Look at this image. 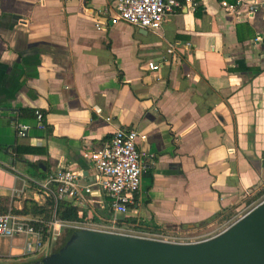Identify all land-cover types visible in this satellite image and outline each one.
<instances>
[{
    "label": "crops",
    "instance_id": "0c3cea01",
    "mask_svg": "<svg viewBox=\"0 0 264 264\" xmlns=\"http://www.w3.org/2000/svg\"><path fill=\"white\" fill-rule=\"evenodd\" d=\"M243 1L257 10L197 0L195 10L182 5L151 30L98 16L115 0H0V196L9 198L7 210L27 199L42 204L38 183L69 169L93 191L74 204L112 219L85 153L121 127L144 133L138 150L155 157L153 165L143 159L150 168L135 204L117 217L134 222L120 225L199 231L239 211L264 188V0ZM150 61L160 63L157 70ZM21 109L43 111L45 126L20 117ZM17 122L30 125L25 137L17 136ZM13 146L32 151L15 158ZM6 244L0 262L27 254L23 235Z\"/></svg>",
    "mask_w": 264,
    "mask_h": 264
},
{
    "label": "built area",
    "instance_id": "2783aa9c",
    "mask_svg": "<svg viewBox=\"0 0 264 264\" xmlns=\"http://www.w3.org/2000/svg\"><path fill=\"white\" fill-rule=\"evenodd\" d=\"M219 3L224 9L232 12L237 11L244 5L248 8V12H255L258 6L256 2L246 3L243 0H236L234 3L219 0ZM182 5L195 10L197 0H115L112 5H105L99 9L97 14L100 17L109 19L111 23L124 21L142 28L158 30L161 28L165 16L176 13ZM96 28L104 29L105 26L101 22H97ZM171 50L173 51L172 48ZM159 64L150 61L147 64L148 69L155 71L158 69ZM34 118L39 127L43 128L45 126L44 114L40 109H35ZM29 129L30 125L26 122L16 123L18 137H25ZM145 139L146 135L136 129L120 127L114 131L112 137L102 147L85 153V156L98 173L95 184L105 191L110 198L109 209L112 212V219L108 221L112 224V228L117 224V217L125 216L130 207L135 204V194L141 185L143 174L150 168L148 164L143 162V159L145 158L148 161L147 163L153 165L155 154H144L137 147V141H144ZM80 178L81 175L78 172L69 169H58L50 172L44 181L38 183L39 189L43 191L44 195L50 196L54 203L52 218L48 221H41L47 227L46 235H55L61 227L74 225L70 222L57 220L55 218V207L61 200L71 201L82 206L85 202L82 191L90 194L93 191L90 184H81ZM33 222H40V220L13 213L10 209L0 213V237L12 239L16 235H23L25 237L24 248L27 254L34 253L43 245L42 234L44 228L42 226L39 228L34 227ZM147 231L152 236L144 235L142 232L126 234L173 243L198 242L194 240H177L175 237L169 238L167 233H162L164 232L163 229L147 227ZM29 238L33 240L29 241Z\"/></svg>",
    "mask_w": 264,
    "mask_h": 264
},
{
    "label": "water",
    "instance_id": "95a60500",
    "mask_svg": "<svg viewBox=\"0 0 264 264\" xmlns=\"http://www.w3.org/2000/svg\"><path fill=\"white\" fill-rule=\"evenodd\" d=\"M24 264H264V199L214 236L173 243L79 226H67Z\"/></svg>",
    "mask_w": 264,
    "mask_h": 264
},
{
    "label": "trees",
    "instance_id": "16d2710c",
    "mask_svg": "<svg viewBox=\"0 0 264 264\" xmlns=\"http://www.w3.org/2000/svg\"><path fill=\"white\" fill-rule=\"evenodd\" d=\"M43 112V111H42ZM44 114V112H43ZM18 115L20 117H27V118H34L35 117V109H21L18 111ZM12 149L13 156L18 158L19 153L23 151H32L31 148H21V147H9ZM30 165L33 167L30 163ZM36 167V166H34ZM264 196V188L257 191L253 194L250 199L251 200H259L261 197ZM8 197L0 196V213L6 212L8 206ZM11 211L16 214L31 216L40 220V222H33L32 224L34 227L39 228L42 226L44 228L42 234L43 243L47 239L46 235V226L41 221H48L52 218L54 212V203L50 196L44 195V202L39 204L35 200L27 199L24 201L23 206L21 209H13ZM111 210H108L107 218L111 216ZM224 215V214H223ZM231 215H225L223 219H230ZM55 218L59 221L63 222H96L99 218L96 215H88L85 211H81V209L71 201L61 200L57 203L55 207ZM122 221L125 222H134L133 219L130 218H123L117 220V223L120 225ZM53 238V237H51Z\"/></svg>",
    "mask_w": 264,
    "mask_h": 264
},
{
    "label": "rangeland",
    "instance_id": "374dc122",
    "mask_svg": "<svg viewBox=\"0 0 264 264\" xmlns=\"http://www.w3.org/2000/svg\"><path fill=\"white\" fill-rule=\"evenodd\" d=\"M264 199V196L261 197L259 200H251L248 199L246 200L245 204L240 208L239 211H236L234 209H231L227 211L224 215L219 216L217 220L215 221L214 225L209 227V228H204L199 231H189L187 229L179 228V229H168L164 230L162 233H167L169 235V238H176L177 240H194V241H199L203 240L205 238H209L211 236L216 235L226 227H228L231 223H233L236 219H238L241 215L246 213L248 210H250L252 207H254L256 204H258L260 201ZM231 215L230 219H223L225 215ZM74 224L73 226H79V227H86V228H91V229H96V230H103V231H111L115 233H122V234H137L142 232V234L147 235V236H152L150 233L147 231V228L144 226H123L119 225L118 223L115 224V227L112 228V224L109 221H103L102 219L99 218L98 221L96 222H80V223H71ZM65 227H61L60 231L57 233L59 234L62 232ZM148 233V234H147ZM55 234V236L57 235ZM9 239H4L0 240V253H7L8 252V247H7V241ZM57 241L52 238L51 240L45 241L43 245L40 247L39 251L43 248V251L45 253V250L47 254L51 251V248H53L56 245ZM17 244V242L15 243ZM35 256L31 254H26L25 257L23 256H16V257H11L9 261H4V263H22L24 261H29L33 260Z\"/></svg>",
    "mask_w": 264,
    "mask_h": 264
},
{
    "label": "flooded vegetation",
    "instance_id": "af4514ba",
    "mask_svg": "<svg viewBox=\"0 0 264 264\" xmlns=\"http://www.w3.org/2000/svg\"><path fill=\"white\" fill-rule=\"evenodd\" d=\"M35 253L31 254V255H34ZM26 262H29V263H33L35 262V260H29V261H24L22 263H4V262H0V264H24Z\"/></svg>",
    "mask_w": 264,
    "mask_h": 264
}]
</instances>
